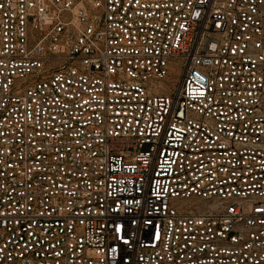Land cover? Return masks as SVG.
Masks as SVG:
<instances>
[{"label":"built area","instance_id":"obj_1","mask_svg":"<svg viewBox=\"0 0 264 264\" xmlns=\"http://www.w3.org/2000/svg\"><path fill=\"white\" fill-rule=\"evenodd\" d=\"M0 264H264V0H0Z\"/></svg>","mask_w":264,"mask_h":264},{"label":"rangeland","instance_id":"obj_2","mask_svg":"<svg viewBox=\"0 0 264 264\" xmlns=\"http://www.w3.org/2000/svg\"><path fill=\"white\" fill-rule=\"evenodd\" d=\"M176 75H178V72L176 70H172V77L173 79L176 78ZM172 81H175V80H172ZM174 83H169V86L171 87Z\"/></svg>","mask_w":264,"mask_h":264}]
</instances>
